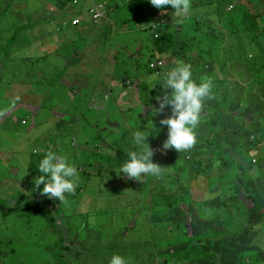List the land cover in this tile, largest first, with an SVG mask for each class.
<instances>
[{"label": "crops", "instance_id": "0c3cea01", "mask_svg": "<svg viewBox=\"0 0 264 264\" xmlns=\"http://www.w3.org/2000/svg\"><path fill=\"white\" fill-rule=\"evenodd\" d=\"M97 1L99 0H11V5H16L13 8L15 18L9 25L10 32L4 33L0 29V64L6 61L8 66H17L24 70L13 74L12 86H6V104L0 106V115L4 114L2 110L5 105V108L16 109L15 113L18 110L23 111L21 115L30 117L32 120L29 124L28 120L26 124L21 121L18 124L7 120L9 117L3 115L0 117V125L4 123L9 127L11 123L19 126L31 125L30 128L43 133L45 140L52 144V147L46 145L48 150L59 151L70 164H79L80 168L96 172L98 177L102 178V181H95L96 186L103 191L100 193L97 188L102 200L108 194L113 207H119L126 201L127 210L135 214L130 219L129 229L125 231L121 241L128 244L131 238H134L133 241L136 244L129 250H115L118 254L131 261L159 262L164 260L162 258L166 255L174 254L180 259H185L180 264H188L192 256H195L194 261L197 260V264L216 263L217 257L216 255L210 257L209 249L205 255L202 254L200 257H196L197 250L204 248L200 247L204 243L210 245L214 243L212 234L217 233L218 229L222 232L221 236H218L221 247L212 246V251L216 254L219 249L226 246L228 242V239H225V229H228L226 217L227 213L230 215L226 199L228 198L230 202L229 197L236 188L233 182L235 179L239 181L241 172H238L236 176L227 177H222L224 176L222 173L203 172L197 178L203 180V175L209 176L215 173L217 178L215 184L209 187V190L200 187L192 190L193 173L188 181L180 170L176 172L170 170L172 164H168L169 160L178 152L175 149H169L166 153L162 150L163 142L168 136L166 126L160 124L165 111L156 114L154 108L158 107L156 97L164 91L161 85L164 72L157 73L151 70L149 64L160 60L165 61L170 57L177 59L173 68L179 63H187L191 68H195L201 65L203 58H207L206 53L208 48L213 46L214 37L221 39L226 37L225 44H227L230 39L229 32H233L230 28V30H225L226 35H222L214 32L213 29L209 30L207 26L203 27L204 32H208L202 38L203 42L199 38L202 33L197 30L196 38H199L201 43L195 45V40H192L189 48L186 49L187 58L184 54L178 57L172 55L171 48L159 52L155 44L156 37L166 32H172L174 38L180 40L179 42L184 41L181 35L186 34V31L179 32L181 27L187 25L192 27L201 21L205 23L206 12L203 13L202 9L210 6L211 15H215L214 6L219 0H209L197 8L191 4L189 14L184 17L173 16L174 9L170 6L165 12L154 7L150 0H131L127 10L121 11L117 5L109 17L95 22L89 8ZM3 3L4 0H0V5ZM220 6L225 5L221 3ZM226 7L228 12L219 7L220 16L227 15L229 11L234 10H230L229 5ZM2 12L7 13L0 6V13ZM162 12H164L163 15ZM196 14L198 15L195 16ZM75 17H79L82 21L79 24H73L72 20ZM156 17L160 18L161 26L153 30L150 25ZM213 17L218 21V16ZM129 22L130 24L135 23V28ZM219 22L223 23L225 19ZM96 24H98L97 27ZM103 27H106L104 32H96L97 28L102 29ZM137 27L140 29L133 38L129 33ZM189 34L193 36L194 31L189 30ZM237 34L240 36L242 33L237 31ZM176 45H178L177 42H173V46ZM239 49V46L231 49L236 51L233 53L234 56H240L241 50ZM229 52L230 49L229 51L224 50V54L227 55L226 60L232 62L229 59L232 54L229 56ZM240 59H242V53ZM5 77L0 78V87L2 84H7ZM128 84L134 87L135 94L129 90ZM13 86L20 87L15 95L11 94ZM69 91L71 95L67 94ZM24 94L28 98L32 97L33 102L22 100ZM247 100L249 102V98ZM12 105L15 108H12ZM207 108L204 109V113ZM213 111L214 109L209 110L210 113ZM124 112H129L131 115L122 116ZM42 113L44 116L39 119ZM262 115H264V110L252 113L255 117H262ZM78 116H81L79 119L81 123L77 119ZM200 120L201 128L195 133L197 136L202 133V143L198 149H203V139L208 138L207 131L210 123L205 117H201ZM250 123H254L255 126L257 122L251 120ZM129 124L133 125L134 129L142 130L144 134L145 128L157 127V133L148 137L147 142L154 149L153 162L162 166L160 175H148L140 182L127 179L126 174L120 173L123 163H121L122 155L118 151L122 150L123 145L119 142L116 144L115 141L119 139L118 134L123 128L130 127ZM68 127L76 132L73 136L78 142L70 147L67 141L68 148L61 145L57 149L50 135L55 133L56 139H59L61 133L68 131ZM92 131L98 132L102 138L101 142L93 144L95 136ZM102 134H107V136H101ZM131 141L135 143L133 139ZM242 146L241 149L245 154L258 155L260 161H264V151L261 154L251 144ZM129 147L139 151L136 145ZM108 153H111L108 159L109 164L106 161ZM194 157L197 158V156ZM182 159L183 157L180 160ZM114 162H116L115 166ZM257 163L239 164L246 169L242 172V176L245 172L250 174ZM104 168L108 170H106V176L101 177L99 175ZM182 169L186 170L183 164ZM256 174L258 175L250 174L248 179L244 177L247 187L239 189V193L246 196L241 199L246 203L234 206L237 212L238 208L244 213L249 212L250 218L254 221L253 227L257 226L262 218L264 220V187L262 184L264 175L258 170ZM94 178L97 179L96 176ZM111 181L115 183H110ZM108 184H112L114 188L111 189ZM83 190L84 187L78 191L77 197L82 195ZM247 191L248 197L255 198L260 210L253 208L254 198H247ZM87 195L92 194H85L82 198ZM93 195L97 199L96 195ZM169 196L173 197V201H168ZM189 223L191 225L188 236L174 233L171 243L162 241L165 237L163 236L164 230L176 227L178 224ZM245 236L244 234L239 237ZM177 238L182 242V247L179 249L176 248ZM221 264L229 263L222 261Z\"/></svg>", "mask_w": 264, "mask_h": 264}, {"label": "rangeland", "instance_id": "374dc122", "mask_svg": "<svg viewBox=\"0 0 264 264\" xmlns=\"http://www.w3.org/2000/svg\"><path fill=\"white\" fill-rule=\"evenodd\" d=\"M208 1L191 0V4L196 6L194 8H197ZM117 2L119 9L122 11L123 9L127 10L131 0H118ZM216 3V6H214L215 15H211L212 9L210 6L202 9L203 13L206 12L205 23L201 21L192 27L182 26V29L179 30L182 33L186 31V34L181 35L184 41L180 42L185 45L186 49L189 48L192 40H195V45H200V40L202 41V38L208 33L204 32V26L222 35L226 29L230 28L233 31L229 32L230 39H228L227 44H225L226 37L223 39L214 37V44L208 48L206 53L207 58H203V62L198 67L191 68L193 80L196 79L200 83L202 78H211L213 83L209 97L204 99L200 114V118L205 117L210 123V128L207 131L208 138L207 140L203 139L204 148L198 149L202 143V133H200V136L196 135L195 145L184 153H175L168 164H172L170 170L173 172L180 170L188 181L191 173L194 174L193 181L190 180L192 190L199 187L209 190V187L215 184L217 180L215 173L209 174V176L205 174L203 175L204 179L199 180L197 177L198 175L201 176V173L216 172L224 174L222 177L236 176L241 163L246 165L250 162H258L250 174L258 175L256 174L258 170L259 173L261 172L264 175V161H259L258 155L245 154L241 149L243 148L242 145L246 144L248 146V144H251L261 154L264 151V115L262 117L252 116V113H259L264 110V0H219ZM221 3L225 6H220ZM231 4L235 5L234 10L229 11L227 15L220 16L221 10H218L219 7L228 12L226 6L229 5L230 8ZM0 6L3 11H7V13H0V29L4 33L10 32L9 25L14 21L13 8L16 5H11V0H4V3ZM213 16H218V21ZM223 19H225V22H219ZM255 20L263 27L256 30L254 28ZM202 22L204 24H201ZM158 23H161L159 17L152 20V24ZM134 24L130 25L134 27ZM95 26L97 27L98 24ZM139 29L137 27L129 35L134 38ZM105 30L106 27L97 28L96 32L101 33ZM189 30L194 31L193 36H190ZM197 30L202 33L199 36L200 40L196 38V35H198ZM237 31L242 34L239 36ZM177 36L179 37V33H177ZM236 46H239V50H241L240 56L242 53V59H240V56L233 55L236 51L231 49ZM225 49L226 51L230 49L228 54L229 56L232 54L229 58L232 62L226 60ZM165 61L164 76L173 68L175 62L177 63V59L169 57ZM7 64L6 61L0 64V78L6 76L4 79L7 81V84H2L0 87V106L6 104L5 88L8 85L12 86V75L17 74V71L24 70V68L13 66L12 63V67ZM83 84L87 83L83 82ZM128 86L129 90L135 94L134 87L131 84H128ZM19 88V86H13L11 94L15 95ZM67 94L71 95L70 91ZM252 97L253 99H251ZM247 98H249V102ZM22 100L33 102V98H28L25 94ZM125 103L127 104L126 101ZM12 106V108H15L14 105ZM8 108H5L4 105L2 110L4 114H1L0 117L4 115V117H9L7 120L18 124L20 121L23 123V120H28L29 124L32 120L30 117L27 118L21 115L23 111L18 110L15 113L16 109ZM205 108H207L206 113H204ZM210 109H214L213 113L209 112ZM123 115L130 116L131 114L124 112ZM168 115H171L170 107L165 109L162 118ZM43 116L44 113L39 115L38 118L40 119ZM77 119H81V116H78ZM251 120L257 122L255 126L254 123H250ZM79 121L81 123V120ZM12 124L11 127L6 126V123L0 125V204L5 202L11 206L18 205V207H21L25 203H39L36 208L41 214H32L27 209L11 213L8 212V208L0 211V252L3 251L0 256V264H57L60 239L64 240L63 245H60V247L62 248L61 255L67 264H109L111 257L118 254V250H129V248L135 246L134 238H131L128 244L121 241L125 231L128 230L126 228L130 226V219L135 213L127 210L126 201L119 207H113L111 197L108 194L104 200L99 197L97 188L100 193H103V191L96 186L95 181H102V178H99L96 172L86 171L84 168H80L79 164H72L77 169L79 180L75 193L66 194L67 203H60L59 200L41 196L40 189L43 188V184H41L40 189H36L33 178L41 174L38 164L48 151L46 145L52 147V144L45 140L43 133L30 128L31 125L19 126ZM199 124L194 131L201 128ZM129 126H127V129L123 128L118 134L119 139L115 141L116 144L118 142L119 144L122 143L124 147L135 145L131 141L133 133L142 130L134 129L133 125L130 124ZM67 130V132L60 134L59 139H56L55 133H51L50 139L55 142L57 149L61 145L68 148L67 141L70 143V147L78 142L77 138L75 139V136H73L76 132L71 130L70 127ZM166 130L168 133L167 127ZM156 133V126L145 128V135H148V137H152ZM92 134L95 136L93 144L102 141L98 132L92 131ZM101 136L106 137L107 134ZM56 153L63 155L57 150ZM121 155V163H124L127 154ZM110 156L111 153H108L106 157L108 164ZM194 156H197V158ZM182 157L183 159L180 160ZM224 160L227 162H224ZM182 164L186 167V170L182 169ZM106 170L108 168H104L99 176L105 177ZM250 174L245 172L243 177L248 179ZM110 183H115V181ZM233 184L236 188L232 191V196L229 197L230 202L228 198L226 199V206L230 209V215L227 213L226 217L228 229H225V239H228V242L224 248L219 249L216 253L217 262H208L207 264H221L222 261H227L229 264H264V220L262 218V221L253 227L254 221L250 218L249 212L244 213L239 211V208L238 212L236 211L235 205L246 203L241 200L246 196L239 193V187L243 188L247 185L246 182L244 186L241 185V182L237 179ZM262 184L264 187V183ZM108 185L111 189L114 188L112 184ZM83 187L82 195L77 197L78 191ZM200 190L202 191V189ZM85 194L92 195L82 198ZM93 194L96 195L97 199L94 198ZM246 195L248 197V191ZM69 198L71 199L69 200ZM172 198V196H169L168 201H173ZM245 200L247 201V199ZM44 206L50 209V212L44 210ZM99 208L100 210H98ZM181 213L183 214V211ZM181 225L178 224L176 227L164 230L163 236L165 237L162 241L171 243L174 233L188 236L191 224ZM250 227L251 229H249ZM221 234L222 232L218 229L217 233L212 234L214 243L211 245L204 243L200 247L208 246L210 251H212V246H219L220 248L221 241L218 236H221ZM244 234L245 237H239ZM175 242L177 249L182 247L180 239L177 238ZM122 257L126 259L128 264H164V260L159 262L131 261L125 256ZM194 258L195 256H192L187 263L197 264V260L194 261Z\"/></svg>", "mask_w": 264, "mask_h": 264}, {"label": "clouds", "instance_id": "9594fccd", "mask_svg": "<svg viewBox=\"0 0 264 264\" xmlns=\"http://www.w3.org/2000/svg\"><path fill=\"white\" fill-rule=\"evenodd\" d=\"M117 1L115 0L113 9L118 5ZM150 3L165 12L170 6L174 9L172 15L175 17H184L191 9V0H150ZM161 85L164 91L156 97V114L171 108V115L160 120V124L168 129L162 150L165 153L169 149H175L177 152L188 150L196 143L194 130L200 122L204 99L209 97L211 92L212 80L202 78L201 82L197 83L192 79L191 66L179 63L165 74ZM147 137L142 131L133 133V140L139 151L125 150L127 159L122 164L120 173L126 174L127 179L142 182L148 175L158 176L162 172V166L153 162L154 149L147 142ZM38 169L41 174L34 177L33 181L36 189H40L43 184L40 195L67 203L66 194L75 193L79 180L76 167L70 164L65 156L48 150L39 162ZM109 264L128 262L121 255L114 254Z\"/></svg>", "mask_w": 264, "mask_h": 264}, {"label": "trees", "instance_id": "16d2710c", "mask_svg": "<svg viewBox=\"0 0 264 264\" xmlns=\"http://www.w3.org/2000/svg\"><path fill=\"white\" fill-rule=\"evenodd\" d=\"M255 23V29H260L263 27V25H260L257 20L254 21ZM176 39L174 38V35L172 34V32H166V33H163V34H160L159 36L156 37V40H155V44H156V47H157V50L159 52H163V51H166L168 50L169 48H171V53L172 55L178 57L180 54H184L185 57L187 58V51H186V48H185V45L180 43L178 40H177V44L176 46H173V42L175 43ZM187 64V63H186ZM197 83L198 81L196 79H194ZM212 125V123H211ZM149 130H153V129H149ZM132 151L133 149H130L129 146L127 147H124L122 146V150L121 151H118L119 154H127L126 151ZM260 161V159H259ZM224 162H227L224 160ZM250 165H252L253 163L250 162L249 163ZM243 171H246V169L242 166H239V172H241V175L239 177V181L241 182V185H245V181H244V177L242 176V172ZM194 175V174H193ZM242 187H239V189H241ZM249 199H252L254 198L253 196H249L247 197ZM254 201H255V198H254ZM39 205V203H25V204H22L21 207H18V205L16 206H11V205H8L7 203L5 202H1L0 204V211H2L4 208H8V212L11 213V212H14V211H17V210H24V209H27L29 212H31L32 214H41L38 210H37V206ZM42 206V205H41ZM43 207V206H42ZM20 208V209H18ZM255 210H260V207L258 206V203L255 201L254 203V207H253ZM44 210H47L48 212H50V209L46 208L44 206L43 208ZM43 209H42V213H43ZM129 229V228H126V230ZM63 239H60L59 241V244H58V249H59V254H58V262L57 264H67V262L64 261L62 255H61V251H62V248L60 247V245H63ZM209 248H199L197 250V254H196V257H200L202 254H206L205 252L208 250ZM210 250V249H209ZM211 254H210V257H215V253L213 251H210ZM3 254V251L0 252V256ZM164 259V264H180V262H183L185 261V259H180L177 255H174V254H168L165 256V258H162ZM155 262V261H153Z\"/></svg>", "mask_w": 264, "mask_h": 264}, {"label": "built area", "instance_id": "2783aa9c", "mask_svg": "<svg viewBox=\"0 0 264 264\" xmlns=\"http://www.w3.org/2000/svg\"><path fill=\"white\" fill-rule=\"evenodd\" d=\"M115 0H99L97 1L92 7L89 8L91 17L93 18V20L95 22H99L100 20L109 17V15L112 13L113 10V6H114ZM234 8V5H231V7L229 8L230 10H232ZM82 20L79 17H75L72 20L73 24H79ZM161 25V23L158 24H151L150 26H152V29H156L157 27H159ZM149 67L151 70L160 73V72H165V62L160 60V61H156V62H151L149 64ZM27 120H23V123H26Z\"/></svg>", "mask_w": 264, "mask_h": 264}]
</instances>
